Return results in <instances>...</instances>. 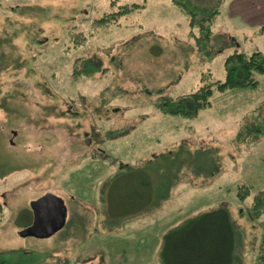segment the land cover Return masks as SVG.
<instances>
[{"label": "rangeland", "instance_id": "1", "mask_svg": "<svg viewBox=\"0 0 264 264\" xmlns=\"http://www.w3.org/2000/svg\"><path fill=\"white\" fill-rule=\"evenodd\" d=\"M246 1L0 0V264H162L169 230L220 207L233 264H264V74L194 117L157 107L223 81L235 52L264 53V20L244 17ZM133 3L144 8L98 23ZM189 10L218 12L210 35ZM136 170L155 192L142 213L126 179ZM46 193L65 202V227L20 237Z\"/></svg>", "mask_w": 264, "mask_h": 264}, {"label": "trees", "instance_id": "2", "mask_svg": "<svg viewBox=\"0 0 264 264\" xmlns=\"http://www.w3.org/2000/svg\"><path fill=\"white\" fill-rule=\"evenodd\" d=\"M142 8L144 5L125 4L120 6L117 12L103 16L98 23L100 25L114 23L128 13ZM188 13L191 15V25L200 24L210 35L209 22L218 12L208 13L200 20L197 19L196 10H189ZM224 67L226 75L223 81H208V79L205 81L203 78L201 86L195 92L176 99L163 98L157 103V107L166 114L194 117L201 109L211 105L210 100L215 92L256 88L258 85L256 75L264 74V53L254 52L248 55L235 52L227 57ZM255 128V132L252 133L260 132V126ZM126 179L131 184L136 180L140 186L135 198L140 202L136 208L137 213L146 211L155 193L148 174L136 170L130 172ZM111 200L109 199L110 205ZM255 208L257 211L264 208V190L256 195ZM28 213L29 216L23 218L24 227L31 224L32 213L31 211ZM123 215L125 214L120 213L118 216ZM235 250L236 235L230 213L225 207H220L188 218L169 230L162 240L160 260L162 264H233Z\"/></svg>", "mask_w": 264, "mask_h": 264}, {"label": "water", "instance_id": "3", "mask_svg": "<svg viewBox=\"0 0 264 264\" xmlns=\"http://www.w3.org/2000/svg\"><path fill=\"white\" fill-rule=\"evenodd\" d=\"M32 223L19 231V236L46 239L61 231L67 221V207L60 197L46 193L30 204Z\"/></svg>", "mask_w": 264, "mask_h": 264}, {"label": "crops", "instance_id": "4", "mask_svg": "<svg viewBox=\"0 0 264 264\" xmlns=\"http://www.w3.org/2000/svg\"><path fill=\"white\" fill-rule=\"evenodd\" d=\"M250 3H251L250 1H246L243 4V5H247L245 7H248V8H245L242 4H240V6L238 7V9L244 8L242 10L244 12V17H246V19H250V18L254 19V17H257V18L259 17L262 20H264V1L263 0H255V4L253 6H251ZM231 6H232V10L234 11V14L237 13L238 10L235 12V2H233ZM249 15H253L254 17H248Z\"/></svg>", "mask_w": 264, "mask_h": 264}, {"label": "flooded vegetation", "instance_id": "5", "mask_svg": "<svg viewBox=\"0 0 264 264\" xmlns=\"http://www.w3.org/2000/svg\"><path fill=\"white\" fill-rule=\"evenodd\" d=\"M33 218V217H32ZM31 223H32V219H31ZM60 264H63V263H60Z\"/></svg>", "mask_w": 264, "mask_h": 264}]
</instances>
